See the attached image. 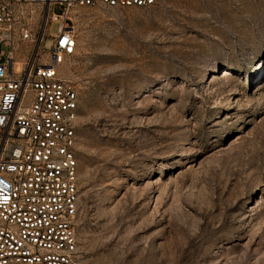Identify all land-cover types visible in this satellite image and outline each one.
<instances>
[{"label":"rangeland","instance_id":"1","mask_svg":"<svg viewBox=\"0 0 264 264\" xmlns=\"http://www.w3.org/2000/svg\"><path fill=\"white\" fill-rule=\"evenodd\" d=\"M71 17L80 264H264V0Z\"/></svg>","mask_w":264,"mask_h":264},{"label":"built area","instance_id":"2","mask_svg":"<svg viewBox=\"0 0 264 264\" xmlns=\"http://www.w3.org/2000/svg\"><path fill=\"white\" fill-rule=\"evenodd\" d=\"M158 2L0 0V264H80L72 10Z\"/></svg>","mask_w":264,"mask_h":264}]
</instances>
